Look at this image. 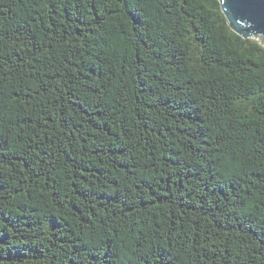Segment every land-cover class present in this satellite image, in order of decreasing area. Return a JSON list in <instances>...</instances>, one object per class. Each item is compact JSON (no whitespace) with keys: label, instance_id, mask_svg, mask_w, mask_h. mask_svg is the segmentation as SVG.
Here are the masks:
<instances>
[{"label":"trees","instance_id":"obj_1","mask_svg":"<svg viewBox=\"0 0 264 264\" xmlns=\"http://www.w3.org/2000/svg\"><path fill=\"white\" fill-rule=\"evenodd\" d=\"M0 264H264V41L220 0H0Z\"/></svg>","mask_w":264,"mask_h":264},{"label":"water","instance_id":"obj_2","mask_svg":"<svg viewBox=\"0 0 264 264\" xmlns=\"http://www.w3.org/2000/svg\"><path fill=\"white\" fill-rule=\"evenodd\" d=\"M232 28L244 37H260L264 41V0H220Z\"/></svg>","mask_w":264,"mask_h":264},{"label":"snow or ice","instance_id":"obj_3","mask_svg":"<svg viewBox=\"0 0 264 264\" xmlns=\"http://www.w3.org/2000/svg\"><path fill=\"white\" fill-rule=\"evenodd\" d=\"M245 2V0H238V3L243 4Z\"/></svg>","mask_w":264,"mask_h":264},{"label":"rangeland","instance_id":"obj_4","mask_svg":"<svg viewBox=\"0 0 264 264\" xmlns=\"http://www.w3.org/2000/svg\"><path fill=\"white\" fill-rule=\"evenodd\" d=\"M260 38V37H259Z\"/></svg>","mask_w":264,"mask_h":264}]
</instances>
